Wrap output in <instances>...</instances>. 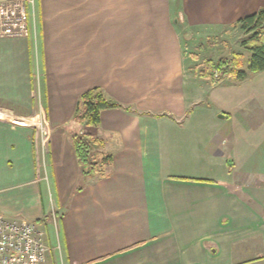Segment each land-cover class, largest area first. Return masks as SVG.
I'll list each match as a JSON object with an SVG mask.
<instances>
[{
    "label": "crops",
    "instance_id": "0c3cea01",
    "mask_svg": "<svg viewBox=\"0 0 264 264\" xmlns=\"http://www.w3.org/2000/svg\"><path fill=\"white\" fill-rule=\"evenodd\" d=\"M127 1L36 0L30 35L0 36V214L41 225L49 264H264V175L237 157L264 147V114L207 106L212 129L195 125L181 38L234 28L264 0H140L137 20L171 33L165 51L98 54L97 75V16L127 27ZM94 87L122 105L86 127L109 177L81 173L68 131Z\"/></svg>",
    "mask_w": 264,
    "mask_h": 264
},
{
    "label": "rangeland",
    "instance_id": "374dc122",
    "mask_svg": "<svg viewBox=\"0 0 264 264\" xmlns=\"http://www.w3.org/2000/svg\"><path fill=\"white\" fill-rule=\"evenodd\" d=\"M110 1L95 0V4L101 5ZM179 2L180 0H172L173 10L178 11ZM143 7L140 0L127 1V27H124V25L119 26L114 21L101 20L100 16H97L95 43L94 47L90 48V54H96L97 65H95V71H97V75L101 71L98 63V59L100 58L98 54H155L153 45L155 46L158 40L162 39L165 42L162 44L165 51V46L167 47L166 41L171 40V33L166 27H158L151 23L147 25L145 22L138 21V12L144 9ZM35 11L37 12L36 0H34V6L30 9L31 17L33 18ZM101 21L105 23V26L99 25ZM200 30L201 33L183 32L181 34L186 52V63L190 70L187 73V80L189 81L186 83L187 97L189 101L198 102L193 107L195 109L194 124L199 127L204 125L205 128L209 127V129H212L213 123L206 119L208 114L207 106L219 109L217 115L222 114L221 110L224 108L230 111L238 109L241 115L246 116L247 110L250 113L255 109L254 106L259 107L258 110H253L255 115L256 113L264 114V70L255 72L249 69L251 50L244 48L241 44L242 40L249 38V35L237 27L222 31L221 29H217L216 26H208L200 28ZM253 43L254 40H249L248 46L254 45ZM235 51H242L245 54L243 69L247 71V75L244 78L234 77L221 81H213L201 75L200 68L203 67L201 63L203 58L207 56L212 58H218L222 55L230 56ZM189 63L190 66H188ZM35 92L36 106L40 111L43 107V91L39 76L35 83ZM248 94H252L253 98L244 102ZM196 106L198 107L196 108ZM255 135L259 136L262 133ZM257 139L260 140L258 137ZM244 141L248 144L249 139H244ZM249 153H254L252 148L249 149ZM255 153L257 154L254 158L251 156L252 154L249 156L246 153L239 152L237 156L239 157V166L247 168L256 163L254 168L258 173L261 172L264 175V147H257ZM232 161L233 159L229 160L230 164ZM58 222L59 220L57 219L56 224ZM57 255H59V251H57ZM53 256L51 255L50 259H53Z\"/></svg>",
    "mask_w": 264,
    "mask_h": 264
},
{
    "label": "trees",
    "instance_id": "16d2710c",
    "mask_svg": "<svg viewBox=\"0 0 264 264\" xmlns=\"http://www.w3.org/2000/svg\"><path fill=\"white\" fill-rule=\"evenodd\" d=\"M234 27L240 28L248 39L242 40L244 48L251 50L249 69L252 71L264 70V7L258 11L239 18ZM254 40V45L248 46L249 40ZM245 54L235 51L230 56L218 58L205 57L201 63V75L213 81H221L227 78H244L247 71L243 69ZM217 70V76L214 73ZM119 102L108 98L102 89L91 88L81 94L77 103L74 116L68 125L75 154L85 176L109 177L113 171V155L104 150L103 140L86 127H95L101 122V111L107 108L120 107ZM80 189V188H78Z\"/></svg>",
    "mask_w": 264,
    "mask_h": 264
},
{
    "label": "built area",
    "instance_id": "2783aa9c",
    "mask_svg": "<svg viewBox=\"0 0 264 264\" xmlns=\"http://www.w3.org/2000/svg\"><path fill=\"white\" fill-rule=\"evenodd\" d=\"M33 6L34 0H0V36H29ZM53 251L40 224L0 214V264H49Z\"/></svg>",
    "mask_w": 264,
    "mask_h": 264
},
{
    "label": "water",
    "instance_id": "95a60500",
    "mask_svg": "<svg viewBox=\"0 0 264 264\" xmlns=\"http://www.w3.org/2000/svg\"><path fill=\"white\" fill-rule=\"evenodd\" d=\"M221 115H223V116H224L225 114H221Z\"/></svg>",
    "mask_w": 264,
    "mask_h": 264
}]
</instances>
